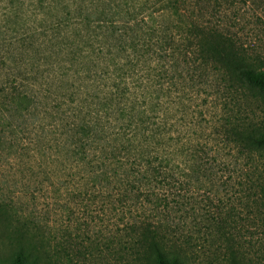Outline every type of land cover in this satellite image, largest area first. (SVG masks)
Instances as JSON below:
<instances>
[{
	"label": "trees",
	"instance_id": "1",
	"mask_svg": "<svg viewBox=\"0 0 264 264\" xmlns=\"http://www.w3.org/2000/svg\"><path fill=\"white\" fill-rule=\"evenodd\" d=\"M237 5L0 0V215L36 230L8 264H71L75 231L109 264H183L226 205L264 206V58ZM19 184L54 208L25 215Z\"/></svg>",
	"mask_w": 264,
	"mask_h": 264
},
{
	"label": "rangeland",
	"instance_id": "2",
	"mask_svg": "<svg viewBox=\"0 0 264 264\" xmlns=\"http://www.w3.org/2000/svg\"><path fill=\"white\" fill-rule=\"evenodd\" d=\"M237 12L240 19L237 24V32L240 38L251 53L264 58V4L238 0ZM246 91L259 90L250 89ZM253 97L264 109V92L256 93ZM259 119L264 121V117H259ZM255 158L256 165L260 170L264 169V147L257 151ZM9 169L13 170L12 168ZM18 187L19 199L29 204L28 208L25 206V215L32 211L42 213L50 207L54 208L53 205H48L51 202L49 197H41L34 203L22 184H19ZM229 204L225 207L230 211V230L228 233L219 239L210 236L206 238L201 237L193 230L190 240L193 246L192 252L188 251L186 257L184 256L183 264H264V206L255 201H249L247 204L235 201ZM201 206L208 209L213 208L211 203L205 201ZM57 207L55 206V209L51 210L48 215L51 216L52 220L63 223L62 226H65L69 222L66 212ZM77 214L82 217V220H85L83 210L77 211ZM24 220L28 219L6 221L0 215V264H8L14 258L18 250L17 244H20L19 238L26 239L29 229L36 231L32 223L24 224ZM51 223L53 222L51 221ZM67 237L68 234L63 231L60 238L62 243L66 245L67 241L70 240ZM72 242L84 246L81 247L80 252L79 249L75 251L71 264H109L107 260L102 261V258L98 257L97 251L93 252L92 248L85 249V245L92 242L85 233L79 234L75 231ZM63 264H68L65 257Z\"/></svg>",
	"mask_w": 264,
	"mask_h": 264
}]
</instances>
